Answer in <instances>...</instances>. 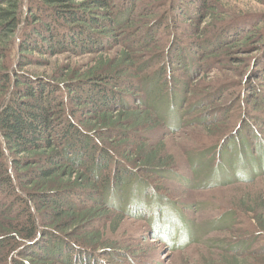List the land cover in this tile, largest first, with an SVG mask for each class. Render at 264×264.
<instances>
[{"label": "trees", "instance_id": "16d2710c", "mask_svg": "<svg viewBox=\"0 0 264 264\" xmlns=\"http://www.w3.org/2000/svg\"><path fill=\"white\" fill-rule=\"evenodd\" d=\"M228 1L0 0V264H111L126 251L110 237L120 228L113 214L147 220L150 239L172 250L196 241L177 243L192 230L177 226L176 202L161 190L181 173L149 138L203 123L208 111L187 117L196 106L215 113L226 99L250 98L235 120L205 125L210 141L189 152L192 172L208 176L197 186L264 177V9L255 7L264 0ZM242 48L257 64L244 61L234 90L176 75L196 77L205 60ZM188 90L195 100L185 110ZM259 203L208 225L233 233L217 240L218 264H250L230 248L264 245Z\"/></svg>", "mask_w": 264, "mask_h": 264}, {"label": "rangeland", "instance_id": "374dc122", "mask_svg": "<svg viewBox=\"0 0 264 264\" xmlns=\"http://www.w3.org/2000/svg\"><path fill=\"white\" fill-rule=\"evenodd\" d=\"M228 2L233 6L235 3L241 7L244 4L240 0H229ZM255 7H263L264 9V1L262 5L256 3ZM249 52L250 50L247 48L236 49L230 56L223 57V55H221L217 58L212 57L205 60L203 63L205 68L199 72L196 77L193 75L190 76V73L185 74L180 69L176 75L180 76L184 83L189 86L191 84V87L197 85V89L206 87L207 85L215 86L219 84L225 88L232 85L228 91L234 90V88L239 85L233 83H238L243 78L239 74L242 69H244V61H247V65L249 63H252L254 66L257 64L255 58L257 55L254 54L251 57V53ZM228 84L230 85L227 86ZM229 93L230 92H224V95L227 97ZM185 100L187 103L185 110H190V105L194 103L195 95L190 94L188 90V94L185 95ZM249 100L250 98L247 99V96L236 102L235 99H226L222 102V107L215 111V113L212 110V104L206 103L205 105L196 106L191 110V113L190 111L186 113L187 117L189 120L190 116H194V118L203 117L205 112L208 111L210 117L208 113L207 115L209 118L203 123L198 124L192 122L191 125L188 124L184 129H179L175 133L168 132L162 127L150 132L149 138L151 142H162L170 156L177 160L181 173L179 177L173 178L172 180H163V189L161 190L162 193H165L171 200L176 202L173 210L178 212L176 215L184 224V226H182V224H178L177 226L182 229H184V227L187 228L186 232L188 230L190 231V228L192 230V232L188 233V236H183L182 238H180V236V240H178L177 243L180 246L185 245L190 239V234L192 235L193 233L196 241H191L185 247L172 250L170 245L159 240L150 239L152 237V229L147 220H134L127 217L121 219V222H119L120 220L117 215L113 214L110 216V219H112L110 226L113 228L115 224H118L120 228L113 234V237L111 235L110 237L116 241L117 244L119 243V248L126 251L122 255L123 257L109 258L111 264H218L216 261L222 256V248H219L217 240L220 241L223 236H230L233 233L223 230L215 233V231L208 230V225L211 223L219 225L217 221L221 218V214L229 211V209L233 207L240 206V203L250 208H258L260 200L264 199V177L253 183L242 182L225 187H208V184H204L198 187V184L204 183V179L207 175L199 176V174L195 175L192 172L190 168L189 152L191 150L194 152L196 146H202L210 141L209 138L204 136L206 135V131L204 130L205 125L212 130V128H220L221 122L230 123L232 118L235 120L237 115H241L243 111H245V113L247 112ZM229 111L230 114L228 115ZM233 127L234 126H232V128ZM261 127L262 129L264 128V121ZM217 154L218 151L215 152L213 159L208 160L210 163L209 166L213 164L212 167H214L215 164L218 163ZM196 162H198V160ZM248 163L251 164L252 162L249 161ZM248 163L245 165L252 167L253 164L248 165ZM207 170L206 172H208ZM208 182H210L209 179ZM211 182H216V180L212 179ZM261 196H263L262 199ZM173 220L175 221V219ZM162 224L163 223L159 221L157 225L162 226ZM236 226L239 227V225ZM210 240H215L216 246L214 245V247H212L213 245L210 244ZM228 245L230 247V244ZM222 247L224 249L228 248V246L225 247V245H222ZM233 247L230 248L232 250L231 252H236L239 262H242V260L250 264L256 263V260L258 262L261 261V264L264 262V245L251 244L243 247L234 245ZM251 248L253 252L250 250ZM245 250L249 251L245 254ZM255 250H258V255L260 256L245 257L246 255L255 253Z\"/></svg>", "mask_w": 264, "mask_h": 264}]
</instances>
